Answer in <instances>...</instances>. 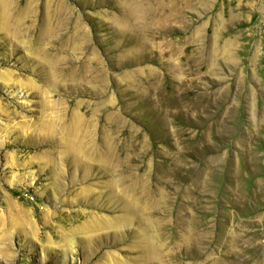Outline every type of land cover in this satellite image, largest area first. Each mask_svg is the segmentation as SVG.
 <instances>
[{
  "label": "rangeland",
  "instance_id": "1",
  "mask_svg": "<svg viewBox=\"0 0 264 264\" xmlns=\"http://www.w3.org/2000/svg\"><path fill=\"white\" fill-rule=\"evenodd\" d=\"M7 3L0 264H264V0Z\"/></svg>",
  "mask_w": 264,
  "mask_h": 264
},
{
  "label": "bare ground",
  "instance_id": "2",
  "mask_svg": "<svg viewBox=\"0 0 264 264\" xmlns=\"http://www.w3.org/2000/svg\"><path fill=\"white\" fill-rule=\"evenodd\" d=\"M23 9H18L17 14L12 15L10 14L9 5L7 3V0H0V29L4 31V34L7 36H13L18 41H23L22 35H25L23 31ZM42 25L38 27V34L40 35V38L32 37L28 38L26 41L25 46L27 48H30L28 50V53L32 56V58L37 60V64L40 67H43V78L45 81V84L50 90H55L58 87V82L54 80V75L56 73V68L63 69L64 67L54 62L55 59H52L50 56H48L45 52H40L38 55V51H42L43 48L52 49L51 46H48L45 42V33L42 30ZM56 40H53V43H55ZM34 62V61H32ZM2 75L6 77L7 72H1ZM6 74V75H5ZM1 75V76H2ZM2 76V77H4ZM74 79V76H71ZM52 107V104H51ZM83 116L81 115H73L71 118V123L65 122V124L62 126V138L59 141V143L63 146L64 150L66 151V154L68 156L73 155V159L76 160L77 157L75 154H73L74 151H81L83 149ZM54 122L52 121V124ZM119 182L117 179L113 178L112 183L116 184ZM125 189H121V192L118 194L121 198L122 203L125 207H129L132 205V202H130L129 199L124 198L126 194ZM126 200V202L124 201ZM132 208V206H131ZM105 224L113 225L112 223L104 221Z\"/></svg>",
  "mask_w": 264,
  "mask_h": 264
}]
</instances>
